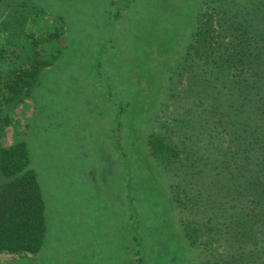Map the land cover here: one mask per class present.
I'll return each instance as SVG.
<instances>
[{
  "label": "trees",
  "instance_id": "1",
  "mask_svg": "<svg viewBox=\"0 0 264 264\" xmlns=\"http://www.w3.org/2000/svg\"><path fill=\"white\" fill-rule=\"evenodd\" d=\"M116 1L107 12L105 24L110 27L121 25L132 4L123 0L117 8ZM195 8L183 27L188 41L182 64L169 72L163 91L173 109L191 112L206 105V115L197 118L206 137L191 131L186 117L173 122L170 134L155 127L153 120L145 124L147 108L142 112L143 104H131L125 94L111 90L98 56L114 49V38L92 52L87 70L80 68L86 61L82 54L70 61L78 69L75 76L60 69L68 43L53 59L43 58L42 45L62 41L69 31L62 16L63 26L47 37L30 36L33 53L24 63L0 69V254L30 259L39 255L40 264H59L56 257L63 253H98L89 243L96 221L84 217L79 207L85 203L78 194L90 188L92 203L102 206L103 190L114 184L115 208L125 207L128 231L119 250L116 241L110 242V233H103L100 248L107 264H116L119 254L123 260L133 257L137 264H151L159 246L151 236L157 233L170 245L179 236L190 264H264V0H198ZM141 94L144 98L146 92ZM183 94L184 104L178 98ZM22 98L33 102V116L24 123L20 138L7 144V127L14 123L8 108ZM94 113L102 115L104 135L93 136L91 128L84 137L85 122H75L77 116L87 123ZM72 126L78 132L71 134ZM100 140L117 155L112 170L97 157ZM85 151L96 157H87ZM154 163L164 173L167 169L178 175L175 187L170 184L176 180L173 175L152 173L159 170ZM99 169L107 176L93 175ZM150 190L155 192V216L144 222V195ZM69 193L74 197L61 204ZM73 207L79 209L78 217H63ZM78 220L89 224L82 229L88 236L71 226ZM145 227L149 235L153 229L156 234L146 238ZM168 263L180 264L172 255Z\"/></svg>",
  "mask_w": 264,
  "mask_h": 264
},
{
  "label": "rangeland",
  "instance_id": "2",
  "mask_svg": "<svg viewBox=\"0 0 264 264\" xmlns=\"http://www.w3.org/2000/svg\"><path fill=\"white\" fill-rule=\"evenodd\" d=\"M112 1L115 0H0V69L6 70L14 64L18 66L21 62L24 63V58L33 53L32 38L30 36L32 35L35 38L47 37L57 27L60 28L62 25L60 16H62L65 18V24H68L69 31L66 36H62V41L57 40L42 45L44 48L39 50L43 58L50 57L53 59L62 48L67 47L68 43V48L63 56L65 60L61 61L63 63L61 65L64 67L60 66V69H64L66 72L69 71L71 76H75L78 69L76 67L72 68L70 61L82 54L80 58L86 61L81 64L80 68L87 70L88 60L91 59L92 52H95L96 48L99 50L100 45L114 38L113 44L116 46L114 49L109 50L108 55H103L102 52L101 56H98L99 52L97 53L96 51L98 59L102 58L103 60L102 69L108 77L107 81H105L108 82L111 90L113 92H118L119 90V92L125 94L131 104L135 103L138 105L141 103V106L143 104L141 107L143 109L142 112L147 108L146 114L143 116L145 124H147L148 119H150V123L153 120L155 121V127L158 125L159 130L161 127L164 133L170 134L173 130V122H181L186 117L185 121L192 128L191 131H195L201 137L203 135L206 137L208 133L200 131V123L197 121L198 117L206 115V105L200 106L201 108L199 109L191 110V112L187 108L173 109L176 106L170 101L166 102L165 92L163 91L167 84L169 72H173L182 64L181 57L188 41L186 30L183 27L192 20L191 17L195 14L198 0H129L132 4L121 21V25L110 27L105 22H107V12L111 10ZM120 2H123V0L116 1L115 5H120ZM64 29L66 31L65 27ZM79 45H81L80 48ZM182 73L188 75L187 72L182 71ZM59 80L61 79L59 78ZM62 82L65 83L63 80ZM84 85L87 89L92 87L90 83H85ZM141 92H146L145 99L142 97L144 94H141ZM185 96L186 94L181 97L178 96L183 104L185 103ZM200 105H204L202 101H200ZM171 111H175V113L171 114ZM65 112L69 111L65 110ZM8 113L14 123L7 127L4 141L10 144L20 138L24 123L33 116V102L28 98H22L15 105L8 108ZM77 117L79 118L75 122H85L83 129H81L84 137L89 134L91 128L93 136L96 133L104 135L99 122L102 115L98 118L95 113L93 116L89 114L87 119L89 118L90 120L87 123L84 117ZM189 118L195 121L191 123ZM205 121L206 119L204 118L202 122L204 123ZM65 122L64 117L60 123L64 124ZM133 123L135 127L138 126V119H135ZM86 125L88 126L86 127ZM147 127L148 125L144 127L143 136L146 134ZM77 129L78 127L72 126V129L70 128L71 134L78 132ZM93 129H95V133ZM137 134L139 135V132ZM138 138V143L145 145V140L141 137ZM53 143L51 141V144ZM85 145L87 146L84 141V150H86ZM99 145L101 152L97 154V157L100 162L106 164L107 169L110 166L112 170V162L113 160L115 161L117 155L111 154L108 149L106 150L102 140H100ZM85 152L89 155V152ZM94 155L95 153L87 157H93ZM61 157H65V155L63 154ZM154 165L159 167V170H151L152 173L155 176H158L156 174H162L161 166L157 163H154ZM93 168L94 166H90V169ZM166 172L171 174L166 169L165 173L163 172L166 176L168 175ZM93 175L100 176L106 175V173L99 169L94 170ZM171 175L176 180L170 178L169 181L174 180L170 184H174L175 187L179 182L178 175L174 173ZM88 181L91 182V177H88ZM123 183L124 180H122L121 184ZM114 187L117 186L113 184V187H107L106 190H103L105 203L102 206L98 205L101 203L96 202L97 205L92 203L93 191L90 188L87 189L86 187L85 192L78 194L80 196L79 201H84L85 203V206L79 207L84 217L91 216L90 218L96 221L93 224L94 229L89 237V243H93V249H99V252L87 251L84 255H78L74 251L70 256L57 255L56 258L59 264H91L92 260L94 264H107L108 258L102 255V249L100 248L102 246L103 233H105L106 237L107 233H110L109 235L112 238L109 240L111 243L116 241L115 246L118 247V250L124 247V234L127 235L128 222L124 223L126 218L125 207L122 206L121 208L118 205L120 210L115 208ZM154 195L155 192L153 190L148 191L144 195L147 201V204L145 201L146 215L141 217L144 222L155 216V213L152 212L155 208L153 204ZM67 197L71 199L74 195L71 193L66 195V201L61 204L69 200ZM107 202L111 203V205L107 204ZM126 208H129L128 204ZM177 211L181 214L179 209ZM78 212L79 209L77 208L76 211L73 207V209L67 210L63 217L73 215V218H75L76 216L78 217ZM77 230L80 234L81 232L88 234L87 230L85 232L81 228H77ZM145 232L148 233L145 237L150 239V235L156 234V229L151 230L150 235L147 229ZM157 234L156 237L155 235L151 236L159 245L158 250L153 251L151 254V264H169L170 255H172V258L176 256L180 264H190L187 255L180 249L179 236L175 237V240H172L173 244L170 245L167 238ZM126 239L129 241L128 238ZM184 241L187 242V238ZM147 245L149 244L147 243ZM41 262V256L39 255L30 259L28 256L0 254V264H40ZM117 262L118 264H137L136 259L133 257L123 260L122 254H119Z\"/></svg>",
  "mask_w": 264,
  "mask_h": 264
},
{
  "label": "crops",
  "instance_id": "3",
  "mask_svg": "<svg viewBox=\"0 0 264 264\" xmlns=\"http://www.w3.org/2000/svg\"><path fill=\"white\" fill-rule=\"evenodd\" d=\"M67 224H70V221H67ZM88 223L85 222H81L80 220L75 221L74 223L72 222L71 226L75 227V231L77 228H81L83 229V227L87 226ZM89 225V224H88ZM72 252H70V254H66V256H70ZM65 255V253H63ZM129 257H127L126 259H128ZM116 264H118V262H116Z\"/></svg>",
  "mask_w": 264,
  "mask_h": 264
}]
</instances>
